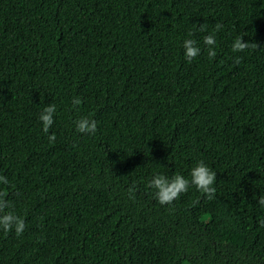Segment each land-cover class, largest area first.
I'll return each mask as SVG.
<instances>
[{
  "label": "trees",
  "instance_id": "trees-1",
  "mask_svg": "<svg viewBox=\"0 0 264 264\" xmlns=\"http://www.w3.org/2000/svg\"><path fill=\"white\" fill-rule=\"evenodd\" d=\"M0 264H264V0H0Z\"/></svg>",
  "mask_w": 264,
  "mask_h": 264
}]
</instances>
